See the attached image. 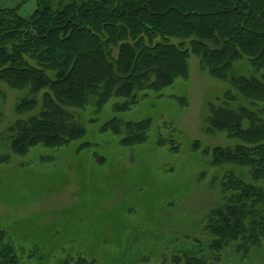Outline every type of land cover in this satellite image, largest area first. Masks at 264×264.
Listing matches in <instances>:
<instances>
[{
  "label": "trees",
  "instance_id": "trees-1",
  "mask_svg": "<svg viewBox=\"0 0 264 264\" xmlns=\"http://www.w3.org/2000/svg\"><path fill=\"white\" fill-rule=\"evenodd\" d=\"M30 1L9 7L0 0V82L33 96L18 105L21 115L35 110V96L44 92L40 112L10 128L12 152L25 156L38 145L59 149L84 139L79 120L88 109L99 114L116 100L114 112H126L150 92L162 95L177 80L190 78L195 56L203 71L231 87L210 105L208 119L207 131L223 133L229 143L204 153L213 167L234 169L221 181L223 206L207 222L210 249L220 258L230 246L242 257L259 248L264 240V0H37L33 14L21 16ZM243 62L253 76H237L235 66ZM68 109L82 110L83 116L76 119ZM151 127L149 119L114 117L101 131L134 147L146 143ZM160 136L158 144L165 146L168 141ZM193 148L199 150L200 142ZM9 160L0 156V165ZM240 170L249 179L238 176ZM188 251L186 264H207ZM177 253L173 264H181ZM80 255L58 264L95 263ZM0 264H20L4 232Z\"/></svg>",
  "mask_w": 264,
  "mask_h": 264
},
{
  "label": "rangeland",
  "instance_id": "rangeland-1",
  "mask_svg": "<svg viewBox=\"0 0 264 264\" xmlns=\"http://www.w3.org/2000/svg\"><path fill=\"white\" fill-rule=\"evenodd\" d=\"M36 7L32 0L20 15L29 17ZM189 66V79L177 80L162 95L148 93L126 112H114L116 100L99 114L88 109L84 119L82 110L68 109L81 119L85 138L59 149L38 145L25 156L12 152L9 131L40 112L44 92L35 96L36 109L21 115L18 105L33 96L0 82V156L10 159L0 165V233L16 246L20 264H58L76 253L94 264H173L178 251L186 264L189 249L207 264H264V240L246 257L232 246L220 258L210 249L207 222L223 206L221 181L234 169L213 167L204 153L229 143L223 133L207 131L208 119L210 105L231 87L203 71L197 57ZM235 72L253 76L247 62ZM114 117L151 120L146 143L124 147L120 138L102 132ZM161 133L165 146L158 144ZM194 142H200L199 150ZM235 172L249 179L246 171Z\"/></svg>",
  "mask_w": 264,
  "mask_h": 264
}]
</instances>
